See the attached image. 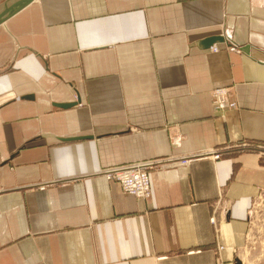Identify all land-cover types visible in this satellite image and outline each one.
<instances>
[{"label": "crops", "instance_id": "crops-1", "mask_svg": "<svg viewBox=\"0 0 264 264\" xmlns=\"http://www.w3.org/2000/svg\"><path fill=\"white\" fill-rule=\"evenodd\" d=\"M256 144L264 0H36L0 26V264H242ZM141 162L149 199L105 174Z\"/></svg>", "mask_w": 264, "mask_h": 264}, {"label": "built area", "instance_id": "built-area-1", "mask_svg": "<svg viewBox=\"0 0 264 264\" xmlns=\"http://www.w3.org/2000/svg\"><path fill=\"white\" fill-rule=\"evenodd\" d=\"M224 93L225 97L228 96L227 92L224 90H218L214 92V104L217 110H223L227 106L224 103L223 105L219 104V101L221 99L218 97V94L224 95ZM228 105V108L235 107V104L233 102ZM216 158H219V155H217ZM153 167V162H141L113 167L108 169L105 174L109 179L119 182L125 193L140 199H149L152 195L149 170Z\"/></svg>", "mask_w": 264, "mask_h": 264}, {"label": "rangeland", "instance_id": "rangeland-1", "mask_svg": "<svg viewBox=\"0 0 264 264\" xmlns=\"http://www.w3.org/2000/svg\"><path fill=\"white\" fill-rule=\"evenodd\" d=\"M7 0H0V5H2ZM1 26V25H0ZM247 145V144H246ZM260 145V149H264V144H256ZM117 182V181H116ZM119 183V182H118ZM264 196L259 195L257 200L254 202L253 209V215L250 218V226H249V232L247 235V249L245 251L240 252L242 264H247L248 259H261L263 257L264 253V219L261 216L264 212ZM258 202V203H256ZM262 205L258 211H260V216L255 213V209L258 208V205ZM257 264V263H256Z\"/></svg>", "mask_w": 264, "mask_h": 264}, {"label": "water", "instance_id": "water-1", "mask_svg": "<svg viewBox=\"0 0 264 264\" xmlns=\"http://www.w3.org/2000/svg\"><path fill=\"white\" fill-rule=\"evenodd\" d=\"M33 0H7L2 5H0V25L3 24L4 21L10 19L23 9H25ZM221 38H209L202 42L201 46L207 48L213 45L217 41H221ZM61 108H67L70 106H59Z\"/></svg>", "mask_w": 264, "mask_h": 264}, {"label": "bare ground", "instance_id": "bare-ground-1", "mask_svg": "<svg viewBox=\"0 0 264 264\" xmlns=\"http://www.w3.org/2000/svg\"><path fill=\"white\" fill-rule=\"evenodd\" d=\"M36 0H33L29 5H31L33 2H35ZM28 7V6H27ZM9 19H7L6 21H8ZM6 21H4L3 22V24L6 22ZM2 25V24H1ZM218 97L221 99L220 101H219V104L220 105H223V103L225 104V105H227L226 106V108L225 109H223V110H219V111H225V110H229V109H232V108H228V104H230L231 103V101L228 99V96H226L225 97V93H224V95H222V94H218ZM256 203H258V202H256ZM258 205V204H257ZM259 207L258 208H256L255 209V213L257 214V215H259L260 216V211H258V209L262 206V205H258ZM254 208V207H253ZM264 213V212H263ZM252 215H253V210L251 211V214L249 215V217L251 218L252 217ZM262 217H263V214L261 215ZM263 219H264V217H263Z\"/></svg>", "mask_w": 264, "mask_h": 264}]
</instances>
